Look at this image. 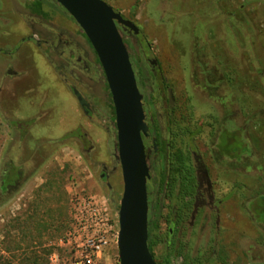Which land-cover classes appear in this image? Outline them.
<instances>
[{
    "label": "rangeland",
    "instance_id": "1",
    "mask_svg": "<svg viewBox=\"0 0 264 264\" xmlns=\"http://www.w3.org/2000/svg\"><path fill=\"white\" fill-rule=\"evenodd\" d=\"M105 1L135 23L159 61L164 81L155 77V83L165 101L157 97L150 109L161 139L172 134L174 150L190 154L194 166L201 162L216 184L208 197L199 172V209L183 237L185 258L166 247L174 200H165L152 238L155 259L162 264H264V229L251 219L262 214L252 199L264 183V0ZM31 2L0 0V51L11 52H0V74L10 62L12 76L19 78L16 101L7 92L0 97V171L20 168L23 178L18 190L0 201V264H82L86 255L95 264H119L117 212L123 182L114 158L110 99L97 72L82 74L77 88L87 90L95 108L88 120L55 70L68 46L49 50L47 58L33 43L22 41L52 28L69 40L76 55L86 46L81 28L62 10L44 6L40 19L30 13ZM124 39L137 70V37L125 33ZM198 60L213 70V82L223 79L212 95L200 85L206 77H194L202 71ZM221 116H228L224 127L228 119L235 126L236 147L251 152L252 164L244 169L215 165L210 158V136ZM103 127H111V134ZM73 130L85 133L88 141L75 135L59 141ZM102 166L110 172L109 186L100 178ZM89 197L101 214H108L109 236L94 240L98 253L87 246L85 228L92 221L77 204ZM179 237L174 234L170 242Z\"/></svg>",
    "mask_w": 264,
    "mask_h": 264
},
{
    "label": "flooded vegetation",
    "instance_id": "2",
    "mask_svg": "<svg viewBox=\"0 0 264 264\" xmlns=\"http://www.w3.org/2000/svg\"><path fill=\"white\" fill-rule=\"evenodd\" d=\"M31 1L32 2L29 5V11L30 13L35 15L37 18H40V19L42 18V16L45 13L43 10V7L46 6V7H49L51 10H54L55 7H58V9L62 10V12L65 13L69 17V19L74 21L71 18V16L65 11V9L61 7L55 0L54 1L56 3L53 0H47L49 1V5L43 4V3L40 4L41 11L39 12L33 11V9L36 8L37 6H33L34 0H31ZM106 2L109 5H111L115 11L119 12L118 9L115 8L111 3H109L108 1ZM55 10L57 11V9ZM121 15L123 18L130 20L129 17H126L122 13ZM40 19L38 20L39 23H41ZM33 20H36V19H33ZM117 26L123 37L125 44H126V41L124 39L125 33L132 34L141 39V34H140L139 29H138V33L135 34L131 29H129L126 26H123L121 24H118ZM82 34L84 35L86 46L85 45L82 46L83 54L81 56L76 55L75 50L71 48L69 45L70 44L69 40L67 39L63 40L60 33L55 32V30L52 28L44 36L38 35L36 32H33V33H30L25 38H23L22 41L33 43L36 46V48H39L42 50V53L47 58H48L47 52L49 50L56 51L57 47L59 46L60 47L68 46L67 47L68 51H67L66 56L62 55L61 52H58V55L59 54L62 55V56H59L62 59V63L56 66L55 70L57 74L61 76V81L64 84L66 90H68L69 93L72 95V97L75 98L76 103L78 105V109L83 112V114L86 116L88 120H90L92 119L94 115L95 108L89 98V95L87 94V90L82 89V88H77V86L82 82V74H90L91 72H97L101 80L104 82V89L106 92L105 95L108 96L110 99L112 110H113V105L111 102V97H110L108 86L105 80V76L100 66V63L98 61L97 55L95 51L93 50L89 40L83 33V31H82ZM43 46L44 48H42ZM126 47L129 52L130 61H131V64H132V67L135 73L139 91L142 94V105H143V109L145 112V122L148 126L147 135L142 136L143 143L145 146V151H146L147 164L148 166L150 165V156H152L151 158L153 159V162L156 165V170L154 169L152 171V175L154 177L153 183L156 184V189H154V193L156 194L157 197L162 195L164 198L162 208H161V213L158 219L157 229L159 228V220L163 215V209L166 206L165 200H167L168 198L171 201L174 200V204L171 206V210H170L172 221L170 222V226L167 232L166 247L167 248L174 247L173 249L177 251V255L179 254L180 256L185 258V254L183 251L187 247V244L185 240H183V237L185 236L187 229L191 228L190 224L191 223L193 224V220H192L194 218L193 212L199 209V208H197V210L195 209V206L198 200L197 195L199 194V184H198V180L200 176L199 172H202V177L205 181V191L208 197L211 196V193L216 192V188H215L216 184L213 180L208 179L207 173L204 170L205 168L203 164H201V162H198L194 166L189 161L190 154L188 155L183 149L176 148V150H174V148L172 147L173 145L172 142H174L172 134L167 140L161 139L159 131L157 129L156 115H154V113L150 109L151 106L155 105V101L157 100V97H158L159 103H162L165 101L163 97L164 92L160 90L159 84L155 83L156 82L155 77H157V80L158 78L159 80H161L162 85H163L162 82L164 81L163 74L162 75L159 74L161 71L159 61L153 56H151L148 50L140 49L141 51V53L139 52V58H140L139 63L140 64L137 70H135L134 63L131 60V52L127 44H126ZM0 52L2 54L11 53V52H5V51H0ZM81 57H82V60H81ZM198 61H199V64L201 65L202 71H200V73L196 74L194 77L197 78L198 77L197 75L200 76V79L203 76L206 77V80L201 79L202 82H200V85L206 87V90L209 92V95H212L219 88V85L222 84L223 79L220 77L218 84H216V82H213L215 79L213 78V75H214L213 70H210L208 64L203 66V63H201L200 60ZM62 69H64L66 72L64 73ZM146 69L150 72L149 79L144 78L142 75V71ZM12 74H15V70L12 68L11 63L9 62L6 64L5 70H3L2 73L0 74V97L3 96V94L7 92L8 94L12 95V97H14L16 101L17 95L14 92V82L18 77H13ZM139 80L148 84V87H149L148 90L150 91L149 93L146 92V90L144 89V85H141ZM4 83L5 84L7 83L6 85L8 86V89L6 86H4ZM227 118L228 116L227 117L221 116V118L217 120L216 123L218 124L214 128L213 132L211 133V136H210L211 138L213 136L221 138V136L223 135V132L229 133L228 130L231 129L234 135L232 134V136L229 137V140L233 141L236 139L235 126L232 124L231 122L232 120L230 121L228 119L229 124H230L229 127L223 126L224 122L227 121ZM112 127H114L115 129L114 110H113ZM103 130L106 133L111 134L110 133L111 127H103ZM114 139H115L114 146L116 148V129H115ZM90 149L86 148L85 151L88 152ZM208 150L210 153V158L213 161V163L215 165H219L213 160L212 145L210 141L208 145ZM175 152H180L182 156H180L179 158L176 157ZM194 155H195V152H194ZM114 158L119 163V160L116 155H114ZM167 158L168 159L171 158V159H170V166H169L168 183L166 185L167 189H166V193H164L165 183L161 185L160 181L162 178V173L165 171V168H167L166 167ZM196 160L198 161L199 159L196 157ZM231 169H236V168H231ZM149 174L150 176L147 179V183H146L147 196H148V188H149L148 184L149 182L151 183L150 168H149ZM109 175H110V172L107 171L104 166H102V169L100 170V178L104 179V182H107L106 180L108 179ZM106 184L107 186H109L108 182ZM153 188L154 186L151 187L152 190ZM233 191L234 189L231 192ZM216 201H217L216 203H219L222 201V199L219 198ZM174 234L176 235L179 234L180 236L178 238V241L175 244L170 242V238ZM214 246L215 245L212 244L208 251H210L211 253H212V250L215 251ZM223 246H226V245L221 244V247ZM179 249L180 251H178ZM151 253H152L155 263L162 264L155 259L153 250H151Z\"/></svg>",
    "mask_w": 264,
    "mask_h": 264
},
{
    "label": "water",
    "instance_id": "3",
    "mask_svg": "<svg viewBox=\"0 0 264 264\" xmlns=\"http://www.w3.org/2000/svg\"><path fill=\"white\" fill-rule=\"evenodd\" d=\"M81 28L95 51L111 97L116 156L123 182L117 212L119 264H156L148 246L146 183L149 166L143 135L148 126L130 56L118 24L138 28L104 0H55Z\"/></svg>",
    "mask_w": 264,
    "mask_h": 264
},
{
    "label": "trees",
    "instance_id": "4",
    "mask_svg": "<svg viewBox=\"0 0 264 264\" xmlns=\"http://www.w3.org/2000/svg\"><path fill=\"white\" fill-rule=\"evenodd\" d=\"M54 1V0H53ZM55 2V1H54ZM47 4L49 5V1L47 0H34L33 6H37L36 8L33 9V11H41L40 10V4ZM56 3V2H55ZM137 46L142 49V50H148L149 44L145 39H141L137 37ZM142 75L144 78L149 79L150 78V72L146 69L142 71ZM141 85H144V89L146 90L147 93L150 91L148 90V84L140 81ZM151 94V93H150ZM244 130V128H243ZM242 131L239 128V132ZM229 133L223 132V135L221 138L213 136L210 140L211 145H212V154H213V160L221 165V166H226L229 168H236V169H244L251 165V152L249 151V148L246 146H241L240 144L238 147H236V142L235 140L230 141L229 137L232 136V131L231 129L228 130ZM78 136L82 143L88 141V138L86 134H81L80 130H73L65 135H63L59 141H63L64 139H67L68 137L71 136ZM234 135V134H233ZM227 139V140H226ZM239 140V139H237ZM176 157L182 156L180 152H175ZM150 156V173H151V183L149 182L148 186V196H147V202H148V216H147V229H148V246L150 251L152 250V245H153V234L154 231L158 227V219L159 215L161 213V208L163 204V196L157 197L156 194L154 193V189H156V184L153 183L154 177L152 175V171L155 169L156 170V165L153 162V159ZM170 157V156H169ZM170 159L167 158L166 160V167L165 171L162 173V178H161V185L165 183L164 187V193H166V185L168 183V175H169V166H170ZM22 171L20 168L17 169V171L13 172L12 169H10L8 166H5L1 171H0V201H4L8 199L15 191L18 190L20 187V183L22 181ZM159 183V182H157ZM153 190L151 187H153ZM256 200V203L258 205V209L256 210V213H262L261 216L255 217V215H252L251 219L254 223H258L261 228L264 229V183L262 184V187L260 191L258 192L257 196L252 199ZM249 201V200H248ZM243 207L247 208L248 210V205L247 202L243 203ZM8 264H11L9 261L7 262Z\"/></svg>",
    "mask_w": 264,
    "mask_h": 264
},
{
    "label": "built area",
    "instance_id": "5",
    "mask_svg": "<svg viewBox=\"0 0 264 264\" xmlns=\"http://www.w3.org/2000/svg\"><path fill=\"white\" fill-rule=\"evenodd\" d=\"M77 204L78 207L81 205L83 206L84 212L88 214L89 219L92 221V223L85 228L87 232V246H89L92 251L98 253L99 244L96 245L94 240L98 239L101 242V240H104L109 236L110 228L108 227V214L106 212H102V214L99 212L92 197L80 200L77 202ZM99 222L100 225L98 226ZM82 264H95V262L92 260V258L86 255L82 260Z\"/></svg>",
    "mask_w": 264,
    "mask_h": 264
}]
</instances>
